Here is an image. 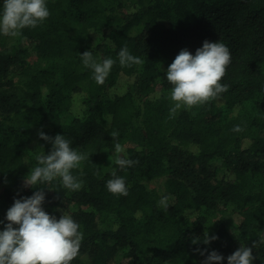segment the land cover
Wrapping results in <instances>:
<instances>
[{
	"label": "trees",
	"instance_id": "1",
	"mask_svg": "<svg viewBox=\"0 0 264 264\" xmlns=\"http://www.w3.org/2000/svg\"><path fill=\"white\" fill-rule=\"evenodd\" d=\"M46 4L49 17L23 29V41L0 34V231L14 200L38 190L24 187V177L38 155L51 151L38 136L43 131L64 135L89 156L73 170L80 190L59 179L39 185L46 212L80 225V254L71 264H204L213 250L227 264L241 245L264 240V0ZM205 40L230 50L221 81L228 90L173 114L166 69L180 50L195 54ZM124 46L143 64L122 67ZM84 51L98 62L116 61L103 85L84 67ZM30 127L35 143L27 149ZM104 149L113 155L108 169ZM117 158L135 163L122 169ZM113 171L125 180L127 196L107 190ZM206 231L217 237L207 245ZM193 237L201 242L193 244ZM252 251V264H264V243Z\"/></svg>",
	"mask_w": 264,
	"mask_h": 264
},
{
	"label": "clouds",
	"instance_id": "2",
	"mask_svg": "<svg viewBox=\"0 0 264 264\" xmlns=\"http://www.w3.org/2000/svg\"><path fill=\"white\" fill-rule=\"evenodd\" d=\"M49 15L46 0H3L0 8V34L18 37L23 29L36 28ZM81 58L84 67L93 71V78L99 85L105 83L116 63L112 58H104L98 62L91 51H84ZM118 61L122 67L142 65L144 62L130 54L127 46L119 51ZM230 63L229 48L218 41L205 40L195 54L187 49L180 50L166 69V79L172 86V113L175 114L181 108L190 110L202 106L226 92L228 86L221 81L227 75ZM233 131L241 132L243 129L235 126ZM38 136L51 143L52 148L48 154L36 157L38 166L24 177V187L38 190L29 197L15 199L6 212L8 223L0 231V264H71L80 254L83 233L79 223L70 215L62 213L57 219L46 212L42 207L45 201L44 188L39 185L59 179L64 188L70 191L80 190L83 182L73 175V170L79 169L89 156L75 150L64 135L49 137L40 131ZM117 136L118 132L111 133L113 139ZM115 150L117 153L123 151L119 143L115 144ZM115 163L123 169L132 166L135 161L117 158ZM112 177L106 182L107 190L115 196H127L125 180L117 176L115 171L112 172ZM160 204L166 208L167 197L162 198ZM215 239L216 236L209 237L206 231L202 242L207 245ZM191 242L197 244L201 239L193 237ZM261 243L264 240L254 241L251 247L241 245L227 257V264H252V249ZM197 251L201 255L205 254V250ZM223 259L222 255L213 250L207 253L204 264H220Z\"/></svg>",
	"mask_w": 264,
	"mask_h": 264
},
{
	"label": "rangeland",
	"instance_id": "3",
	"mask_svg": "<svg viewBox=\"0 0 264 264\" xmlns=\"http://www.w3.org/2000/svg\"><path fill=\"white\" fill-rule=\"evenodd\" d=\"M124 1H130V0H124ZM13 40L15 42H18V41H23L21 36H18V37H14ZM30 132H31V140L27 143L24 144V147L27 148V149H30L33 147L34 143H35V134H36V128L35 127H30L29 128ZM101 160L103 162V166H104V169H108L110 167V165L112 164V160H113V155L110 154L108 152V150L104 149L101 153ZM238 223V215L237 214H234L231 216L230 218V221H229V229L232 231L235 226L237 225ZM197 258L196 255H193L192 256V259L195 260Z\"/></svg>",
	"mask_w": 264,
	"mask_h": 264
}]
</instances>
